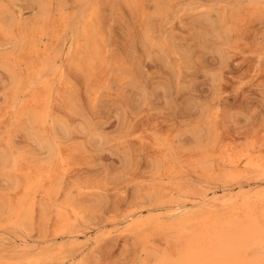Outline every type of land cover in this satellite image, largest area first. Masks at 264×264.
<instances>
[{"label":"bare ground","instance_id":"6f19581e","mask_svg":"<svg viewBox=\"0 0 264 264\" xmlns=\"http://www.w3.org/2000/svg\"><path fill=\"white\" fill-rule=\"evenodd\" d=\"M55 1L39 0L36 16L25 19L21 11L15 17L4 1L0 0V41L4 40L13 45L11 50L0 52V63L9 66L13 73V85L8 100L0 108V141L5 142L2 153L4 166L9 169L14 179V192L9 196L7 194L8 197L3 199L0 206V229H12L16 234H29L38 213L40 221L47 223L50 216L48 209L55 208V232L72 236V229L80 221L86 220L89 215L100 213L97 206L103 200L99 197L98 202L92 206L82 204L79 202L80 198H84L86 194L98 195L107 189V184L101 181H89L74 186L72 184L78 195H73L71 189L63 194L68 173L89 164L93 153L110 142L104 127L101 128L87 118L81 107L71 99L76 89L67 79L66 69L58 64V60L63 58L61 52L69 33L72 34L66 58L68 67L82 75L89 101L96 104L101 96L112 91L114 84L131 83L134 75L128 59L119 50L111 51L110 36L104 29L103 4L106 1L113 4L114 0H73L74 5L81 6L80 12L70 9L68 0H59L57 5ZM122 1L133 14L140 17L145 31L149 17L148 4L158 0ZM239 1L245 4L233 14V25L226 31L222 27H215L212 33L213 42L228 44L229 34L243 38L251 23L264 24V0H238V3ZM79 15L82 18L81 25L76 27ZM210 24L217 25L213 21ZM61 42L63 46L59 48ZM162 44L167 45L166 42ZM253 51L264 53V44ZM81 96L83 97V92ZM85 102L86 100V107ZM62 109L68 113L67 116L60 115ZM208 116L210 130L206 143H203L199 130L194 135V143L188 148L176 144V139L179 140L181 135L175 134L174 130L159 132L155 138L149 135L153 138L152 153L157 158V171L153 178L168 180L166 184H159L157 181L152 183L149 194L156 201H164L167 197L172 200L170 206L168 205L170 217L165 218L160 211L145 215L140 210H133L124 217V222L129 221L124 229L115 228L108 232L111 237L112 234L120 232L122 236H135L141 241L140 252L144 256H139L131 264H264V188L241 191L222 198L220 194L213 193L210 198L208 193L201 194L192 191L187 185L172 181L178 177L183 178L188 167H197L195 172L206 178H214V170L206 165L212 162H219L223 166V179H235L243 173L251 172L264 176V131L262 134L252 135L247 146H239L230 141L220 145V150H216L222 133L217 122L219 114L213 112ZM20 131H26L29 135V141L22 144L23 146L16 140ZM123 137L125 136H120L119 139ZM23 139L27 140L24 137ZM128 155L127 150L126 159L129 158ZM134 168L137 169L136 166ZM136 179L137 182L147 180L141 175H137ZM244 181L248 182L245 179ZM227 191H231V188H227ZM181 195H200V202L191 204L199 205L198 208H189L186 203L173 200ZM21 237V242L25 243L28 237L22 234ZM79 247L78 241H74L71 247H66V243L59 244L55 251L29 255L15 253L12 256L2 254L0 264H46L68 251L78 250ZM64 259L55 262L101 263L99 260L87 259L86 256L80 257L78 253L68 260Z\"/></svg>","mask_w":264,"mask_h":264},{"label":"rangeland","instance_id":"374dc122","mask_svg":"<svg viewBox=\"0 0 264 264\" xmlns=\"http://www.w3.org/2000/svg\"><path fill=\"white\" fill-rule=\"evenodd\" d=\"M3 1L15 17L18 16L19 11L25 19H33L38 13L39 0ZM58 3L59 0H56L55 4ZM72 4L73 0H68L70 9L81 11L80 5ZM244 4L241 1L238 3V0L151 1L148 4L149 17L144 31L140 17L133 14L122 0H114L113 4L106 1L103 4V25L105 32L110 36L111 51L119 50L128 59L132 64L134 75L131 83L114 84L112 91L101 96L96 104L87 99L82 75L68 67L66 58L72 34L69 33L64 50L60 51L63 58L58 60V64L66 69L67 79L76 89L71 99L81 107L87 118L101 128L104 127L110 142L101 146L98 152L93 153L89 164L79 166L74 169L75 172L72 170L68 173L63 185V194L71 189L76 196L78 191L73 186L89 181H101L107 184V189L101 191L99 196L86 194L79 200L82 204L93 206L100 197L103 199L97 206L100 213L89 215L86 220L80 221L72 229L74 232L72 236L62 234L63 237L55 232L57 226L55 208L48 209L50 216L47 223L40 221V213H38L29 234H16L12 229H0V238H2L0 239V255L12 256L15 253L29 255L55 251L59 244L66 243V247H71L72 242L78 241L80 245L78 250L68 251L46 264H60L59 260L64 261V258L68 260L77 253L80 257L86 256L87 259L99 260L100 264H131L139 256H144L140 252L141 241L138 238L131 235L122 236L120 232L115 233L116 235L112 234L111 237L108 232L115 228L124 229L129 222H124V217L133 210H140L145 215L160 211L166 216L165 218L170 217L169 206L172 200L167 197L164 201H156L155 197L149 194L152 183L157 181L159 184H166L168 182L167 179L160 181L153 178L157 171L155 164L157 158L152 153L151 141L156 134L174 130L175 134L181 135L179 140L176 139V144L188 148L194 143V135L199 130L203 143H206L210 130L207 124L210 125L208 115L213 112L219 114L217 122L222 131L220 144L216 150H220V145L230 141L239 146H247L252 135L262 134L264 131V53L253 51L264 44V24L251 23L243 38H236L233 34H229V43L225 45L212 41L213 29L219 26L226 31L230 28L233 25V14H236ZM81 20L79 15L76 27L81 25ZM210 21L217 25L212 26ZM163 42L167 45H163ZM62 46V42L59 43L58 47ZM12 48L13 45L7 41H0V52L9 51ZM242 48L243 51H241ZM12 85L11 68L0 63V108L5 106ZM222 100L226 101V104ZM59 113L61 116L68 115L64 109ZM71 120L73 121V118ZM22 135L27 140H24ZM120 136L125 137L119 139ZM16 140L23 146L29 141V135L26 131H20ZM124 147H127L129 152L128 159H126L127 150ZM4 148L5 142L1 140L0 206L3 199L14 192L13 176L2 160ZM206 165L214 170L216 174L214 178H206L195 172L197 167H188L187 174L183 178L178 177L172 181L187 185L192 191L208 193L210 198L213 193L220 194L222 198V196L230 197L233 193L241 191L264 188V176H257L254 172L243 173L229 180L222 178L223 166L219 162ZM135 166L137 169H133ZM137 175L147 180L137 182ZM227 188H231V191H227ZM200 198V195H186V197L181 195L173 200L186 203V207L194 209L193 206L197 205L191 204L200 202ZM21 234L28 237H26L27 242H21ZM55 260L58 261L55 262ZM127 260L128 263H126Z\"/></svg>","mask_w":264,"mask_h":264}]
</instances>
